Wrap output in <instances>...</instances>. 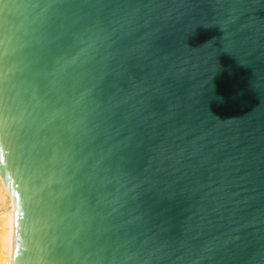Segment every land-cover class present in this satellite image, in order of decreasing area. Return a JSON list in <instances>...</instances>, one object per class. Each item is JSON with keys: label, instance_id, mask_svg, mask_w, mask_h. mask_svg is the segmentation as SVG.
<instances>
[{"label": "water", "instance_id": "water-1", "mask_svg": "<svg viewBox=\"0 0 264 264\" xmlns=\"http://www.w3.org/2000/svg\"><path fill=\"white\" fill-rule=\"evenodd\" d=\"M16 264H264V0H0Z\"/></svg>", "mask_w": 264, "mask_h": 264}, {"label": "bare ground", "instance_id": "bare-ground-1", "mask_svg": "<svg viewBox=\"0 0 264 264\" xmlns=\"http://www.w3.org/2000/svg\"><path fill=\"white\" fill-rule=\"evenodd\" d=\"M0 197L10 202L0 212V264H16L15 216L17 205L1 174Z\"/></svg>", "mask_w": 264, "mask_h": 264}, {"label": "rangeland", "instance_id": "rangeland-1", "mask_svg": "<svg viewBox=\"0 0 264 264\" xmlns=\"http://www.w3.org/2000/svg\"><path fill=\"white\" fill-rule=\"evenodd\" d=\"M7 199H2L1 197H0V212L2 211V210H4V208L6 207V205H8L10 202H8L9 200H7Z\"/></svg>", "mask_w": 264, "mask_h": 264}]
</instances>
